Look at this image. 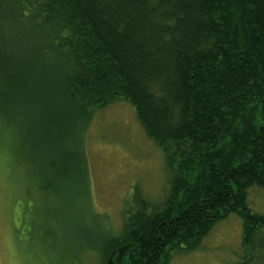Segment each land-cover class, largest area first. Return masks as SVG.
Masks as SVG:
<instances>
[{"label":"trees","instance_id":"trees-1","mask_svg":"<svg viewBox=\"0 0 264 264\" xmlns=\"http://www.w3.org/2000/svg\"><path fill=\"white\" fill-rule=\"evenodd\" d=\"M117 101L168 189L155 204L135 191L95 264H169L230 214L244 264H264V215L247 204L264 189V0H0V123L42 195L87 194L84 133Z\"/></svg>","mask_w":264,"mask_h":264},{"label":"rangeland","instance_id":"rangeland-1","mask_svg":"<svg viewBox=\"0 0 264 264\" xmlns=\"http://www.w3.org/2000/svg\"><path fill=\"white\" fill-rule=\"evenodd\" d=\"M84 152L87 177L78 189L85 193L88 185L87 194L51 200L37 189L29 164L13 160L14 132L0 123V264H95L94 249L120 233L135 191L155 204L168 189L161 151L124 101L96 113ZM247 204L264 215V189H250ZM242 239L243 221L230 214L197 250L177 253L169 264H244Z\"/></svg>","mask_w":264,"mask_h":264}]
</instances>
